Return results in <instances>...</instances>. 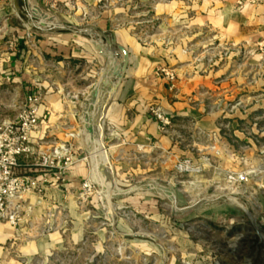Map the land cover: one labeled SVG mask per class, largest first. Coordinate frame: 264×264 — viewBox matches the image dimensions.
Segmentation results:
<instances>
[{
	"label": "rangeland",
	"instance_id": "obj_1",
	"mask_svg": "<svg viewBox=\"0 0 264 264\" xmlns=\"http://www.w3.org/2000/svg\"><path fill=\"white\" fill-rule=\"evenodd\" d=\"M1 2L12 11V21L22 25L30 35L31 46L42 53L40 60L35 56L30 58L38 77L34 83L41 86L42 97L56 96L57 99L44 140L47 150L39 154L51 155L67 149L68 155L83 164L89 173L79 190H71L68 198L61 200V205H52L55 208L51 229L64 241V247L52 252L45 264H264V137L255 136L252 126L238 123L247 134L240 138H236L230 128L226 132L225 138L233 146L234 153L222 145L211 150L213 142L193 132L189 123H172L169 127L175 133L173 142L189 157L176 156L170 150L143 154V147L138 146L135 151L128 152L121 148L115 155L112 150L108 151L122 137L119 129L107 124V112L112 104H119L123 85L127 84L125 92L129 89L132 74L131 78H123L127 68L119 49L122 41L111 32L101 30L98 23L101 14L113 6L121 9L120 24L149 21L152 10L144 5V0H72L67 8H51V4L40 5L33 0L45 19L71 28L91 29L100 36L98 39L108 51H114L112 64L114 70H121V79L116 78V90L104 109L102 133L106 162L108 154L114 179L99 171L100 166L97 168L92 158L93 146L87 141L83 123V106L102 75L105 60L88 37L29 27L28 8L20 0ZM147 2L154 6L160 1ZM131 25L140 27L137 23ZM144 25L146 32L160 34L154 22ZM2 28L0 24V31ZM64 47L78 49L79 57L57 65L55 61L62 60L58 55ZM45 52L53 57L44 56ZM231 62L235 66L242 64L240 59ZM245 62L253 69L239 71L244 74L257 70L256 78L264 80V58ZM236 69L228 74H238ZM251 73L249 78L254 76ZM11 78L12 75H6L1 79L8 83ZM26 93L22 89H10L7 84L0 86V122L13 120ZM235 106L232 102L229 110ZM155 109L150 108V117L151 110ZM259 117L258 127L264 131V113ZM112 133L115 140L110 137ZM255 139L258 141L256 147L247 144ZM201 156H208L210 162L200 174L188 176L175 171L178 161L196 160ZM29 160L35 164L36 157ZM245 167L256 171L247 183L226 181L227 173L239 172ZM84 184L87 185L85 190ZM163 187L176 197L179 208L199 204L198 210L174 213L169 202L172 199ZM229 199L236 200L248 212L232 205ZM247 214L259 226V233Z\"/></svg>",
	"mask_w": 264,
	"mask_h": 264
},
{
	"label": "crops",
	"instance_id": "obj_2",
	"mask_svg": "<svg viewBox=\"0 0 264 264\" xmlns=\"http://www.w3.org/2000/svg\"><path fill=\"white\" fill-rule=\"evenodd\" d=\"M20 1L41 14L33 0ZM71 1L37 0V3L67 8ZM155 1L160 2L151 6L144 0L152 16L149 21L136 22L140 27L131 25H136L135 22L120 24L121 9L114 6L101 14L98 23L101 30L111 32L122 41L119 49L127 68L123 78H131L132 74L129 89L125 92L127 84L123 85L119 104H112L107 112V124L119 129L122 137L108 151L112 150L115 155L119 149L135 151L138 146L143 147V154L170 150L176 156H190L173 142L172 128L166 133L160 132L158 123L150 117L151 107L169 114L174 124L189 123L198 135L214 133L223 121H229L225 125L226 132L230 128L236 138L243 137L239 124L250 127L264 113V80L256 78L257 70L244 74L239 71L253 69L245 61L257 62L264 58V50L259 48L264 45V0ZM11 12L0 0L3 27L0 31V86L7 84L10 89H22L26 93L38 79L30 58L35 56L40 60L42 53L31 46L30 35L23 26L12 21ZM152 22L160 34L152 35L143 30L147 28L144 24ZM44 54L53 57L47 52ZM58 56L62 60L55 61L57 65L79 57L78 49L64 47ZM232 59H240L242 64L232 65ZM163 68L176 77L173 85L158 73ZM231 69H236L238 74H228ZM250 73L254 74L251 78ZM6 75H12L8 83L1 79ZM56 100V96H51L42 102V124L32 136L35 152L47 150L44 140L49 133ZM232 102L236 106L229 110ZM110 137L116 138L114 133ZM20 174L36 179L41 189L19 202L16 226L0 224V264L35 261L45 264L52 252L64 247V241L51 229L55 208L52 205H61V200L67 199L71 190H79L89 173L83 164L77 163L57 180L56 171L38 167L26 159L20 162Z\"/></svg>",
	"mask_w": 264,
	"mask_h": 264
},
{
	"label": "built area",
	"instance_id": "obj_3",
	"mask_svg": "<svg viewBox=\"0 0 264 264\" xmlns=\"http://www.w3.org/2000/svg\"><path fill=\"white\" fill-rule=\"evenodd\" d=\"M259 48L260 51L264 50V45H260ZM158 73L162 74L172 85L175 82L176 77L167 69H160ZM44 99L41 94V86L33 83L31 88L27 90L15 118L0 122V224L8 223L11 226H16L19 218V202L22 201L24 196L41 189L36 179L21 176L20 162L22 160L36 157L35 165L56 171L57 180L69 168L78 163L68 155L67 149L55 151L51 155L35 152L32 136L39 131L42 124L40 107ZM151 115L152 119L158 123L160 132L166 133L172 125V117L159 109L151 110ZM257 120L253 121L252 127L255 136L259 135V138H261L264 137V131L258 127ZM226 131L227 127L220 125L214 133L205 135L213 142L211 150L215 151L217 149L216 145H222L230 153H234L233 146L225 138ZM244 132L242 130V133L246 134ZM256 144H258V141L255 139L251 140L249 145L256 147ZM209 162L208 156H201L196 160L185 158L176 163L175 171L180 175H198L204 171ZM255 174L256 171L252 167H245L242 171L227 173L226 181L228 183L245 184ZM86 188L87 185L84 184L83 190Z\"/></svg>",
	"mask_w": 264,
	"mask_h": 264
},
{
	"label": "water",
	"instance_id": "obj_4",
	"mask_svg": "<svg viewBox=\"0 0 264 264\" xmlns=\"http://www.w3.org/2000/svg\"><path fill=\"white\" fill-rule=\"evenodd\" d=\"M28 8V15L27 18L29 21H31V23L34 25L35 28H37L38 30L41 31H59L62 33H71L74 35H83L86 36L90 39V41L92 42V45L94 47V49H96V51L100 54V56L105 60L106 65L105 68L102 72V75L94 89V91L92 92L90 97H97L98 95L100 96L99 101L97 102V105L95 106V110L96 112H98L100 115L98 116V119L96 120L97 125L100 123L101 124V128H102V133H103V124H104V118H105V113H104V109L106 108V106L108 105V101L111 98L112 93L116 90L117 84H116V72L113 68V64L112 61L110 59V57L108 56V49L106 48V46L103 45L100 36L98 34H96L95 32H93L91 29H76V28H71L68 26H63L60 24H55L52 23L50 20L45 19L41 14H39L37 11L33 10L31 7L26 6ZM93 39H95V41H93ZM95 126H93L90 129V134L91 135H96V131H95ZM103 150L105 153H107L106 148L103 145ZM107 155V162L105 165L102 166L101 170L103 171V173L105 175H108L110 178L114 179V173L112 170V167L109 163V158H108V154ZM162 187V186H161ZM165 188L164 190L166 192L169 193V189L167 187H163ZM171 196L172 200H168L170 202V204L172 205V207L174 208L173 212L176 214H185V213H189L191 211L194 210H198L197 207H199V204L197 205H193V206H189V207H185V208H179L177 203H176V197L172 194H168ZM248 215V214H247ZM249 216V215H248ZM250 218V216H249ZM252 224L254 225L255 229L258 230L259 226L256 224V222L254 221V219H251Z\"/></svg>",
	"mask_w": 264,
	"mask_h": 264
},
{
	"label": "bare ground",
	"instance_id": "obj_5",
	"mask_svg": "<svg viewBox=\"0 0 264 264\" xmlns=\"http://www.w3.org/2000/svg\"><path fill=\"white\" fill-rule=\"evenodd\" d=\"M28 25L30 27H34V25L31 22H28ZM111 50V49H110ZM113 54L114 51H109L108 56L110 57L111 61L113 60ZM115 74H116V78L119 77V79H121V70L116 69L115 70ZM100 96L98 95L97 97H89L88 100H86V103L83 106L84 109V114H83V123L86 126V138L87 141H89L92 146H93V159L95 161V164L98 168V166H100V170L102 171L101 168L103 165L106 164V157H105V153L103 151V135H102V128H101V124L99 123L97 125L96 120L98 119V116L100 115L98 112H96L95 110V106L97 105V102L99 101ZM95 126V131H96V135H91L90 134V129ZM103 172V171H102ZM108 176V175H107ZM168 194H172V193H168ZM171 199V196H170ZM231 200V204L234 206H238L242 211H244L245 213L248 212V210L243 207L242 205H240L239 203L236 202V200L234 199H229ZM257 232L259 233V229L257 230Z\"/></svg>",
	"mask_w": 264,
	"mask_h": 264
},
{
	"label": "trees",
	"instance_id": "obj_6",
	"mask_svg": "<svg viewBox=\"0 0 264 264\" xmlns=\"http://www.w3.org/2000/svg\"><path fill=\"white\" fill-rule=\"evenodd\" d=\"M224 123H228L229 121H223ZM231 133H232V130H231Z\"/></svg>",
	"mask_w": 264,
	"mask_h": 264
}]
</instances>
